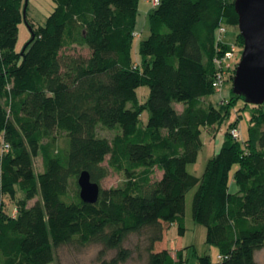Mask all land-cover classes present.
Wrapping results in <instances>:
<instances>
[{"label": "trees", "instance_id": "obj_1", "mask_svg": "<svg viewBox=\"0 0 264 264\" xmlns=\"http://www.w3.org/2000/svg\"><path fill=\"white\" fill-rule=\"evenodd\" d=\"M234 1L160 0L135 62L140 0H54L44 25L29 22L35 37L22 53L15 47L25 0H0V264H51L60 246L90 244L103 246L100 264H124L133 257L125 241L146 229V264H191L188 247L173 255L158 245L166 225L177 223L185 234L186 193L194 187L193 218L219 251L217 260L206 254L195 264H258L256 252L264 249V104L248 139L235 140L230 130L238 121L232 123L203 175L188 170L203 146V129L215 134L243 98L232 92L229 102H204L217 92V31L238 26ZM236 41L244 45L240 33ZM75 46L90 55L64 51ZM141 85L150 89L145 102L137 96ZM100 126L118 132L111 140L99 134ZM234 165L239 189L232 193ZM156 168L162 177L153 180ZM84 170L101 186L94 204L80 197L77 180ZM111 170L125 181L104 188ZM73 180L77 191L71 195ZM5 197L16 202L11 212ZM110 250L116 254L107 258Z\"/></svg>", "mask_w": 264, "mask_h": 264}, {"label": "rangeland", "instance_id": "obj_2", "mask_svg": "<svg viewBox=\"0 0 264 264\" xmlns=\"http://www.w3.org/2000/svg\"><path fill=\"white\" fill-rule=\"evenodd\" d=\"M153 0H140V17L136 24V31L138 35L134 37L133 43V59L135 62L141 61L139 53L140 43L143 39L149 35L148 18L145 19V11L151 7ZM153 5V4H152ZM153 7V6H152ZM55 8L54 0H28L27 16L30 23H34L35 27L44 25L47 17L52 13ZM25 20L19 25V33L15 51L22 53L26 48L27 43L32 37V32ZM240 33L239 26H227L226 40L230 42H236L238 45V56L240 57V50L242 51L244 45L236 41V36ZM69 54H80L84 56L90 55V50L86 47L75 46L72 48L64 49ZM237 64H234L230 69L231 76L235 75ZM233 71V72H232ZM233 80L229 77L221 91H217L215 94L205 99V104L218 105L222 101H230L232 95ZM150 89L148 85H141L137 89V96L140 102H145L148 98ZM258 109V105L247 103L243 98L237 99L232 106H230V113L223 123L217 126L215 134H210L206 129H203L202 141L203 146L198 154L197 161L191 163L188 166V170L196 177H201L204 173L206 165L210 159H212L221 149L226 137L229 127L232 123L238 121V126L242 132L240 140L244 141L249 137V128ZM148 111H144L141 115V123L146 124L148 119ZM118 131L110 130L104 127H99V134L106 136L109 139H113ZM4 143V138L0 134V151ZM64 145V141L62 143ZM109 156L107 157L105 164H107ZM36 167L41 168V160L35 159ZM238 165H234L230 172V182L234 179V172ZM162 177V171L155 169L153 174V180L160 179ZM125 176L122 173L114 170L110 171V174L102 180L101 185L104 188L117 187L124 183ZM197 187L191 188L186 193V207H185V226L186 231L184 235H180L178 231V224L166 225V237L164 243L159 244L158 247L164 248L167 246L172 254L176 252V249L181 247H188L187 254L189 255L191 264H195L198 256L211 255L213 259L217 260L218 249L209 243H207V228L199 223H196L193 218V198ZM77 191V182L72 181L70 187V194L74 195ZM19 195H22L19 192ZM34 201H32L33 203ZM6 209L13 211L16 206V202L12 201L9 197H5ZM149 230H143L141 233H133L125 241L124 246L128 247L133 252V257L124 264H146L147 252L146 246L148 244ZM103 248L101 244H90L87 246L76 245H62L57 249V259L51 264H100L98 260L99 251ZM116 254V250H110L107 253V258H111ZM189 261V260H188ZM256 261L258 264H264V249L256 252Z\"/></svg>", "mask_w": 264, "mask_h": 264}, {"label": "water", "instance_id": "obj_3", "mask_svg": "<svg viewBox=\"0 0 264 264\" xmlns=\"http://www.w3.org/2000/svg\"><path fill=\"white\" fill-rule=\"evenodd\" d=\"M234 7L238 14L240 34L244 38V48L233 78L232 91L242 96L247 103L262 105L264 104V0H235ZM27 8L28 0H25L23 19L29 24ZM29 27L34 38L33 28L31 25ZM77 182L81 199L85 203H96L101 186L92 180L90 172L82 171Z\"/></svg>", "mask_w": 264, "mask_h": 264}, {"label": "built area", "instance_id": "obj_4", "mask_svg": "<svg viewBox=\"0 0 264 264\" xmlns=\"http://www.w3.org/2000/svg\"><path fill=\"white\" fill-rule=\"evenodd\" d=\"M160 4V0H153V5L156 7ZM227 26L222 25L217 31V42H218V53L214 57V64L216 67V75L214 78V86L217 91H221L225 81L231 77L230 69L234 64H239L240 58L238 56V45L236 42H230L226 40ZM134 35H138V32H135ZM221 43H227L228 48L223 49ZM243 51V50H242ZM242 51L240 50V57L242 56ZM233 72V71H232ZM232 137L235 140H240L242 137V132L239 126H236L230 130ZM242 141V140H240ZM9 148L8 144H4V149Z\"/></svg>", "mask_w": 264, "mask_h": 264}, {"label": "crops", "instance_id": "obj_5", "mask_svg": "<svg viewBox=\"0 0 264 264\" xmlns=\"http://www.w3.org/2000/svg\"><path fill=\"white\" fill-rule=\"evenodd\" d=\"M153 4V3H152ZM151 4V7H149L146 11H145V19H143V21L147 20L149 14L156 8L154 5ZM153 6V7H152ZM140 17V3H139V12H138V17H137V23ZM137 32V31H136ZM177 109L181 112L183 110V104H177ZM239 189L238 185L236 184L235 180L233 179V181L230 182V191L232 193L237 192ZM174 255V253H173Z\"/></svg>", "mask_w": 264, "mask_h": 264}]
</instances>
